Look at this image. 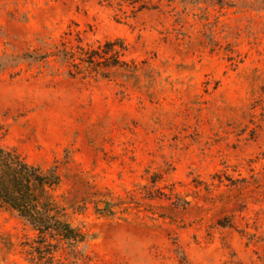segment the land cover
Segmentation results:
<instances>
[{
  "label": "rangeland",
  "instance_id": "374dc122",
  "mask_svg": "<svg viewBox=\"0 0 264 264\" xmlns=\"http://www.w3.org/2000/svg\"><path fill=\"white\" fill-rule=\"evenodd\" d=\"M137 1L0 0V145L85 233L0 198V264H264V0ZM118 37L138 79L36 58Z\"/></svg>",
  "mask_w": 264,
  "mask_h": 264
},
{
  "label": "trees",
  "instance_id": "16d2710c",
  "mask_svg": "<svg viewBox=\"0 0 264 264\" xmlns=\"http://www.w3.org/2000/svg\"><path fill=\"white\" fill-rule=\"evenodd\" d=\"M145 8H149L146 3L139 5V10ZM68 42L62 40L54 45V49L36 58L61 56L74 67L73 74L89 71L111 78L112 71L119 69L128 78L138 79L142 65L137 60L123 59L128 50L123 38L107 39L97 45L88 46L82 43L69 45ZM58 183L55 175L44 172L16 152L0 145V198L42 231L56 230L64 238L82 241L85 239V233L63 218L58 202L46 192L47 187Z\"/></svg>",
  "mask_w": 264,
  "mask_h": 264
}]
</instances>
